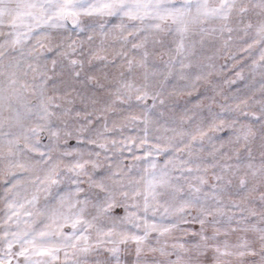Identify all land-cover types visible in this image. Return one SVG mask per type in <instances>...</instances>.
Segmentation results:
<instances>
[{
	"label": "snow or ice",
	"instance_id": "1",
	"mask_svg": "<svg viewBox=\"0 0 264 264\" xmlns=\"http://www.w3.org/2000/svg\"><path fill=\"white\" fill-rule=\"evenodd\" d=\"M0 264H264V0H0Z\"/></svg>",
	"mask_w": 264,
	"mask_h": 264
}]
</instances>
